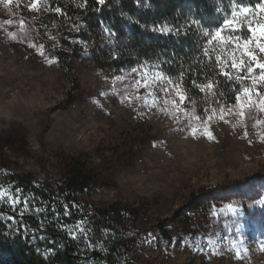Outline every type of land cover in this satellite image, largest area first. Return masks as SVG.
<instances>
[{
    "label": "rangeland",
    "instance_id": "obj_1",
    "mask_svg": "<svg viewBox=\"0 0 264 264\" xmlns=\"http://www.w3.org/2000/svg\"><path fill=\"white\" fill-rule=\"evenodd\" d=\"M30 3L14 0L11 13L0 5V21H14L5 25L7 31H19L23 19L26 33L14 40L0 30V204L10 205L13 198L19 200L16 208L45 204L18 188L14 177L29 176L37 188H63L77 160L87 174V189L71 203L52 196L49 204H74L68 209L74 218L62 222V229L78 246L91 245L89 253L96 248L87 221L116 206L122 222L110 219L108 233L121 240L119 254L129 264H264L259 243L264 213L245 207L237 217L226 209L233 199L250 203L254 189L264 185V125L254 128L252 120L242 122L234 114L221 120L213 113L211 140L199 132L191 136L172 114L170 99L153 103L143 87L138 93L130 89L131 103H122L112 94L114 88L123 91L122 82L112 79L118 74L98 68L90 54L71 62L56 57L60 38L41 24V0L38 11L30 10ZM235 45L229 60L237 58ZM136 95L148 105L141 107L144 101ZM242 102L243 97L232 106L207 108L235 113ZM187 107L197 114L205 108ZM256 115L264 119V113ZM84 216L92 219L79 220L81 233L79 222H73ZM7 259L0 251V264ZM86 264L106 263L89 257Z\"/></svg>",
    "mask_w": 264,
    "mask_h": 264
},
{
    "label": "trees",
    "instance_id": "obj_2",
    "mask_svg": "<svg viewBox=\"0 0 264 264\" xmlns=\"http://www.w3.org/2000/svg\"><path fill=\"white\" fill-rule=\"evenodd\" d=\"M41 4V24L58 34L62 47L56 57L63 62L81 59L87 52L98 68L119 75L121 69L148 61L152 65L148 69L150 73L164 71L187 90L195 103L205 108L213 103L235 105L237 93L251 84L249 80L235 78L245 73L232 69L229 63L217 62V56L221 61H230V46L215 40L209 44L211 35L206 33L214 34L225 18L231 19L230 13L235 8L238 11L236 23L225 26L224 35L239 37L232 44H242L252 36L248 25L255 26L264 19L256 8L262 0H139V3L137 0H105L103 5L96 0H41ZM57 8L61 11L57 12ZM242 8L250 9L247 15L239 14ZM193 20L199 23L193 24ZM163 25L178 28L180 34L151 30ZM105 28L115 32V37L110 38ZM109 39L115 42L109 43ZM205 48L209 50L207 56L203 54ZM113 55L119 58L113 59ZM240 55L241 50L237 48V58ZM224 71L230 72L232 78L225 77ZM207 83H214L215 87L201 91L198 86ZM84 170L83 164L75 160L64 187L53 190L34 187L29 176L14 177L18 188L45 204H30L25 209L22 204L15 209L9 204H0V251L8 257L6 264H86L89 257L106 264H129L119 254L123 248L121 240L108 233L110 219L122 222V213L116 206L99 212L93 217L94 222L87 221L91 223L87 226L88 238L94 241L96 248L89 253L91 245L78 246L62 229V222L74 218L73 212L65 215L68 209L74 210V204H49L52 196L71 203L77 193L86 190L89 180ZM8 217H15L14 223L5 220ZM90 219L84 216L73 223Z\"/></svg>",
    "mask_w": 264,
    "mask_h": 264
},
{
    "label": "snow or ice",
    "instance_id": "obj_3",
    "mask_svg": "<svg viewBox=\"0 0 264 264\" xmlns=\"http://www.w3.org/2000/svg\"><path fill=\"white\" fill-rule=\"evenodd\" d=\"M14 0H0V5H3L6 9L11 13L10 6L13 4ZM17 5L19 4V0H16ZM96 3L99 5H103L105 0H96ZM139 3V0H137ZM40 5V0H31V3L28 5L30 10L38 11ZM256 8L259 9L260 12L264 13V4H257ZM57 12H60L61 9L57 8ZM250 11L249 8H242L239 10V14H246ZM231 19L225 18L223 24L217 27L213 33H206V35H211V39H209L208 43L211 44L212 41H219L221 44L226 46H231L232 41L239 40V37H233L232 35L225 36V26H229L236 23V16L238 15L237 9H232ZM139 23V21H136ZM193 24H198V20H193ZM14 21L4 20L0 21V30L6 31V34L11 39H18L21 34H25V21L23 19L19 20L18 28L19 31H7L5 25L12 26ZM103 24V22H101ZM153 32H159L162 34H174L179 35L180 30L178 28L174 29L168 27L167 25L163 26H154L151 28ZM248 30L252 33L248 39L244 40L242 44L237 43L235 45L236 48L241 50V55L239 58H232L230 61H221V57L217 56L216 60L220 63H229V66L232 69L237 70V72L245 73V75L236 76L237 80H249L251 81L250 86L243 87L236 95L235 99L239 102L241 101V97H243V102L240 104L239 110L235 113H232L231 108H218V109H210L204 108L203 114H197L194 110H190L187 105H194L195 101L188 96L187 90L182 89L179 84H176L173 77L169 76L162 70H157L154 72H149L148 69L152 67L149 65L148 61H144L138 65L132 66L129 69H121L119 75H114L112 79L114 81H120L123 84V91L116 90L114 88L112 94L117 96L121 102L123 103L127 100L131 103V98L133 93L130 89H134L137 93L141 87L148 90V95L153 98V103L156 100L169 98L170 105L172 108V114L177 119V122L182 125V127L190 128V135L193 137L197 136L199 132L200 135L206 136L208 139L214 140V134L210 130L211 129V120L213 113L219 115V119L224 120L226 114H234L241 118V121L252 120L253 127L258 128L264 125V119L259 118L256 113H264V19L258 21L255 26L252 24L248 25ZM105 32L108 33L109 37H115V32L111 31L108 28L104 29ZM187 35V33H184ZM115 41L109 39V43H114ZM249 45H252L251 47ZM30 47H35L36 45L30 44ZM39 47H43L40 45ZM257 53L260 55L258 56ZM204 55L209 54V50L207 48L204 49ZM43 55V52H41ZM175 55V54H174ZM113 59H118V55H113ZM49 64L53 63V60L48 61ZM164 63H171V61H164ZM223 75L225 77L232 78V74L230 72L224 71ZM183 73H181L182 79ZM130 77V78H129ZM195 83V82H193ZM201 91L205 89H213L215 87L214 83H207L204 85L198 86ZM178 97V99H171V97ZM253 96L257 97L256 100H253ZM138 100H143L144 103L141 107L147 106L148 101L145 97L140 95L135 96ZM165 112L168 111L167 108L164 109ZM192 121L196 123L193 124ZM230 122V121H226ZM247 127V125H245ZM245 136H248V132L245 131ZM261 140L264 142V131L261 132ZM256 191V196L251 199L250 203H245L244 199H233L226 204V209L233 216H241L245 207L248 209H259L262 213H264V185L259 186L254 189ZM17 192L20 189L16 190ZM3 198V194H0V199ZM19 202L18 198H13L9 201L10 205L13 209H15V205ZM215 207V206H213ZM65 209L67 206L65 205ZM224 211V209H221ZM67 211H65V215H67ZM10 219H15V217H10ZM84 221L79 222L77 228L81 233L84 232L82 225ZM239 230V229H237ZM65 231H69L65 228ZM70 238L75 239V236L69 232ZM211 242V241H209ZM260 243V250L264 251V241ZM197 251H203L202 248L197 249ZM245 251H248L245 249ZM237 257L240 258V253H236Z\"/></svg>",
    "mask_w": 264,
    "mask_h": 264
}]
</instances>
